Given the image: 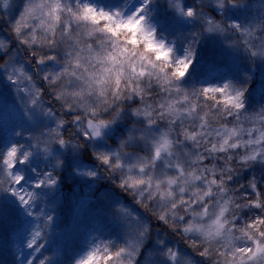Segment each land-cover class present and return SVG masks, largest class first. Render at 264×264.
<instances>
[{"label":"clouds","instance_id":"9594fccd","mask_svg":"<svg viewBox=\"0 0 264 264\" xmlns=\"http://www.w3.org/2000/svg\"><path fill=\"white\" fill-rule=\"evenodd\" d=\"M0 264H264V0H0Z\"/></svg>","mask_w":264,"mask_h":264},{"label":"trees","instance_id":"16d2710c","mask_svg":"<svg viewBox=\"0 0 264 264\" xmlns=\"http://www.w3.org/2000/svg\"><path fill=\"white\" fill-rule=\"evenodd\" d=\"M61 217H62L61 223L66 224L70 218L67 204H65V206L61 209Z\"/></svg>","mask_w":264,"mask_h":264},{"label":"rangeland","instance_id":"374dc122","mask_svg":"<svg viewBox=\"0 0 264 264\" xmlns=\"http://www.w3.org/2000/svg\"><path fill=\"white\" fill-rule=\"evenodd\" d=\"M210 52H211V50L209 48L202 49V57L204 59H210L211 58ZM68 222H69V220H68Z\"/></svg>","mask_w":264,"mask_h":264}]
</instances>
